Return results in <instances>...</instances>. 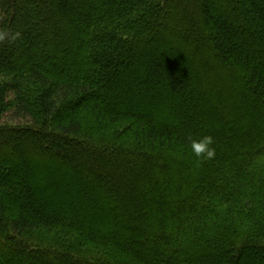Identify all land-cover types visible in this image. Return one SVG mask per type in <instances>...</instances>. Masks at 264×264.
I'll return each mask as SVG.
<instances>
[{
    "label": "trees",
    "instance_id": "obj_1",
    "mask_svg": "<svg viewBox=\"0 0 264 264\" xmlns=\"http://www.w3.org/2000/svg\"><path fill=\"white\" fill-rule=\"evenodd\" d=\"M0 29V264H264V0H0Z\"/></svg>",
    "mask_w": 264,
    "mask_h": 264
},
{
    "label": "clouds",
    "instance_id": "obj_2",
    "mask_svg": "<svg viewBox=\"0 0 264 264\" xmlns=\"http://www.w3.org/2000/svg\"><path fill=\"white\" fill-rule=\"evenodd\" d=\"M20 31L12 32L7 29H0V43L7 41L10 44H15L21 39ZM215 143L214 137L211 135H203L197 139L190 141V149L195 157L201 160H212L215 158L216 149L213 146Z\"/></svg>",
    "mask_w": 264,
    "mask_h": 264
},
{
    "label": "rangeland",
    "instance_id": "obj_3",
    "mask_svg": "<svg viewBox=\"0 0 264 264\" xmlns=\"http://www.w3.org/2000/svg\"><path fill=\"white\" fill-rule=\"evenodd\" d=\"M32 208H34V210L37 211V210L35 209V207H32Z\"/></svg>",
    "mask_w": 264,
    "mask_h": 264
}]
</instances>
